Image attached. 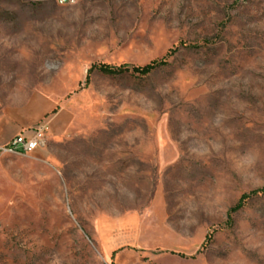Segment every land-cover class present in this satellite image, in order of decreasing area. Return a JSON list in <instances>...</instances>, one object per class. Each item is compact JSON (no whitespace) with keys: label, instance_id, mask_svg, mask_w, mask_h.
Here are the masks:
<instances>
[{"label":"rangeland","instance_id":"374dc122","mask_svg":"<svg viewBox=\"0 0 264 264\" xmlns=\"http://www.w3.org/2000/svg\"><path fill=\"white\" fill-rule=\"evenodd\" d=\"M0 84L57 104L0 151V264H264V0H1Z\"/></svg>","mask_w":264,"mask_h":264},{"label":"crops","instance_id":"0c3cea01","mask_svg":"<svg viewBox=\"0 0 264 264\" xmlns=\"http://www.w3.org/2000/svg\"><path fill=\"white\" fill-rule=\"evenodd\" d=\"M25 90L15 95L26 97L24 103H9L0 110V146L6 145L18 134L30 136L34 128L45 122L48 114L57 109V104L46 93L36 91L34 87ZM54 117L48 128L53 136H61L71 129L72 122L66 111L63 110Z\"/></svg>","mask_w":264,"mask_h":264},{"label":"built area","instance_id":"2783aa9c","mask_svg":"<svg viewBox=\"0 0 264 264\" xmlns=\"http://www.w3.org/2000/svg\"><path fill=\"white\" fill-rule=\"evenodd\" d=\"M1 1V0H0ZM32 3H54L58 6H71L80 0H26ZM45 147L44 129L37 127L30 136L24 133L16 135L6 145L0 146V151L9 154H29Z\"/></svg>","mask_w":264,"mask_h":264},{"label":"trees","instance_id":"16d2710c","mask_svg":"<svg viewBox=\"0 0 264 264\" xmlns=\"http://www.w3.org/2000/svg\"><path fill=\"white\" fill-rule=\"evenodd\" d=\"M167 65L166 59L158 60V61H152L151 63L143 66V67H132L128 65H121V66H110L106 64L92 66L89 70V73L92 71L97 70L103 75L106 76H119V75H137L140 77H147L151 75L154 71H156L158 68ZM88 81V76H87ZM259 193H264V189L260 191L252 192L251 195H244L241 197L238 204L231 209V213L236 212L240 210L244 206V202L250 198L252 195H256Z\"/></svg>","mask_w":264,"mask_h":264},{"label":"bare ground","instance_id":"6f19581e","mask_svg":"<svg viewBox=\"0 0 264 264\" xmlns=\"http://www.w3.org/2000/svg\"><path fill=\"white\" fill-rule=\"evenodd\" d=\"M71 5H74V4H71Z\"/></svg>","mask_w":264,"mask_h":264}]
</instances>
